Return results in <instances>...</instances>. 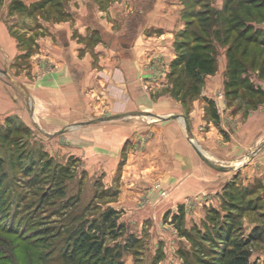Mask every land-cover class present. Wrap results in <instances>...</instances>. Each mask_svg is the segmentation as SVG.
<instances>
[{
	"label": "crops",
	"instance_id": "obj_1",
	"mask_svg": "<svg viewBox=\"0 0 264 264\" xmlns=\"http://www.w3.org/2000/svg\"><path fill=\"white\" fill-rule=\"evenodd\" d=\"M20 22L32 27L27 35L38 47L22 78L15 62L23 50ZM184 22L174 0H0V120L16 115L28 122L16 95L21 91L29 110L41 116L42 130L70 137L77 154L98 170L113 176L122 154L119 180L127 188L121 195L130 200L145 192L156 197L148 187L185 181L216 189L226 182L228 171L199 161L179 123L183 115L204 149L217 141L219 159L235 162L246 180L260 181L264 202V103L225 98L215 121L203 96L223 84L225 66L205 77L201 97L188 109L168 91V75L181 67L174 64L173 44ZM140 111L151 113L149 120ZM101 115L107 119L98 120Z\"/></svg>",
	"mask_w": 264,
	"mask_h": 264
},
{
	"label": "rangeland",
	"instance_id": "obj_2",
	"mask_svg": "<svg viewBox=\"0 0 264 264\" xmlns=\"http://www.w3.org/2000/svg\"><path fill=\"white\" fill-rule=\"evenodd\" d=\"M174 1L180 5L181 15L187 17L176 32L175 43L189 40V44L184 46L186 51L187 47L194 45L192 36L194 31L195 36L197 35L200 39V47L209 45L211 54L215 57L216 69L218 66H225V78L223 77L225 80L227 47L230 42H223L215 35L202 32L203 26L208 24L206 20H203L208 13L205 9L211 7L210 9L220 10V14L214 19L216 23L223 21L225 0ZM190 11L191 14L193 13V18H188ZM225 15L227 17L229 13L225 12ZM257 17L259 18L242 17L240 23L249 25L248 33L264 38V11ZM215 22L214 25H216ZM224 27L225 23L220 22L219 29L223 31ZM16 30L20 33L18 40L23 46L20 57L15 61L19 66L16 73L21 77L30 66L29 56L37 51L38 47L34 44L32 37L28 38L27 31L33 30L30 25L20 22ZM173 46L175 47V44ZM176 51L178 53V50ZM254 55L256 64L252 65ZM263 57L264 43L252 42L246 55L240 60L242 64L240 77L245 78L244 84L236 88L229 86L227 89L223 82L211 96H203L205 100L207 99L205 103L208 102L212 109L210 114L215 121L218 120V112H215L216 105L223 102L225 98L237 99L238 102L243 101L247 104L250 103L248 101L254 100H257L259 104L264 103V76H261ZM214 72L205 73L201 86L197 85L198 90L193 91L192 94L190 91H184L185 88L180 85L181 83L187 85L189 76L181 74L178 77L177 74H170L168 79L171 85L168 91L170 94H176L182 105L186 106L193 98L201 97L205 77ZM26 82L27 80L22 81L24 84ZM249 85L257 91L250 92L246 88ZM16 95L23 104L21 109L25 111L28 122L26 123L16 115L5 116L3 120H0V264H31L35 260H39L38 264H72V262L73 264H105L110 257L119 264H199L196 261L197 255L205 259L212 256L209 251L212 243L200 242L206 254L201 255L196 250L197 245L193 246L194 241L199 238L197 231L211 233L210 209L218 210L220 215L225 213L223 198L227 185L242 198V203L245 205L239 218L240 228L235 232V237H246L256 227L258 228L256 230L262 231L260 238L252 241L249 248L252 261L256 264H264V202L260 192L259 184L261 183L256 180H246L239 172L240 170L235 169V162L229 163L225 159H219L217 141V145L213 148L210 146L209 149H204L192 133L190 135L187 133L196 153L197 149L200 150L213 164L228 171V178L224 185L221 184L222 186L216 189L213 186L206 189L200 187L202 185L199 186L197 182L192 187L190 182L184 181V185L181 186L148 187L146 189L148 191L151 188L157 191L156 197L145 192L146 194L140 196L132 195L133 198L129 200V197L121 195L122 190L127 188L122 186L119 180L123 173L122 154L112 173L113 176L107 170H98L95 168L97 166L95 161H91L89 157L86 158L84 154L82 156L77 154L75 150L77 146L70 143L72 140L70 137L45 133L41 126V116L29 110L27 100H24L21 91H16ZM185 108L188 109L189 106ZM150 115H144L145 119L149 120ZM101 116L105 117V115ZM178 117L180 125L185 127L183 115ZM215 121V125L219 127ZM73 125H67V130ZM249 157L247 155L245 159L248 160ZM198 159L205 164L199 155ZM211 169L223 170L214 167ZM218 179L219 176L213 180V183L215 181L217 183ZM110 181H112L111 185L108 184ZM59 186L63 189L61 194L55 190ZM45 188L54 191L55 195L36 210L34 208L38 205L41 191ZM225 197L229 196L225 195ZM107 205L116 210L117 221L122 224L121 228L113 232L114 235H106V243L112 248V252L105 263L101 260L93 262L91 257L88 258L86 255H79L77 259L72 260L71 244L66 237L69 236L74 225L77 229L79 228V221L87 219L84 217H97ZM78 217H80L79 221L75 220ZM50 223H56L53 224L54 227L62 223L64 229L61 232L64 233L57 237L43 236L41 230L47 225H52ZM10 230L17 235H12L8 232ZM187 234L190 236L188 237ZM26 238L27 240L23 242L22 239ZM117 246L119 249L115 250ZM115 251L116 254H114Z\"/></svg>",
	"mask_w": 264,
	"mask_h": 264
},
{
	"label": "trees",
	"instance_id": "obj_3",
	"mask_svg": "<svg viewBox=\"0 0 264 264\" xmlns=\"http://www.w3.org/2000/svg\"><path fill=\"white\" fill-rule=\"evenodd\" d=\"M208 8L209 9H205L208 13H206L205 19L203 18L208 24L203 26L202 32L215 35V37L221 38L223 42H230L227 47V77L224 80V87L228 89L229 86L233 88L242 86L246 80L244 77H240L242 68L240 60L246 55L252 42L258 41L264 43V38L258 37L253 33H248L250 28L249 25L241 24L240 20L242 17L250 18L251 16L259 18L257 16H259L260 12L263 13L264 11V0H225L223 8L224 19L223 21H217L218 23L215 22L214 18L217 17L221 11L215 8L210 9L211 7ZM225 12L229 13L227 17ZM192 14L190 11L188 18H193L194 16ZM210 17L211 19H209ZM184 18L187 17L184 16ZM214 22L216 25H214ZM220 22L223 24L225 23L223 31L219 29ZM192 36L194 37V45L185 49L186 51L188 50L186 55L184 46L189 44V40L176 41L175 49L178 50V55L174 62V64L177 62L181 63L180 71L175 73L177 76L185 74L190 77L187 85H182L183 83L180 85L185 88L183 89L184 91H190L191 94L193 91L198 90L197 85L200 84L199 86H201L203 75L205 73H212L216 69L215 57L211 54L209 45L205 44L200 47V39L197 35L195 36L194 31ZM251 64H256L255 55ZM261 76H264V59L262 61ZM246 88H248L250 92L252 90L257 91L252 85ZM61 187L62 186H59L55 189L57 192H60V194L63 190ZM53 192L54 191L47 190L46 188L43 189L39 196V203L34 209L38 210L43 204L49 201L50 197L55 195ZM225 195L229 197H225ZM225 195L223 198L225 213L220 215L218 210L210 209L209 216L212 220L211 233L209 231H197L199 233V238L194 241L195 243L193 245L194 247L197 245L196 250H198L201 255L205 256L204 247L200 242L212 243L209 248L212 256L209 259H205L197 255L196 261L199 264H256L255 261L251 259L252 253L249 244L259 239L263 233L260 230H256L258 229L256 227L254 230L250 231L246 237H235V232L240 228L239 218L241 212L245 209V205L242 203V198L235 194L232 187L229 185L225 188ZM79 218L80 217L75 220L79 221ZM84 218L87 219L79 221V228L77 229V226L74 225V228L68 234L69 236L66 237L68 243L71 244L70 256L72 260H75L79 255H86L88 258L91 257L93 262L94 260H101L105 263L109 254L112 252V248L106 243V235H114L113 232H116V230L122 227V224L117 221V212L113 207L107 205L99 212L97 217ZM50 224L52 225H47L42 230L39 229L43 236L48 235L57 237L64 233L61 232L64 229L62 223H58L57 227L53 225L56 223ZM54 229L56 230L54 231ZM8 232L12 233V235H17L14 231L10 230ZM189 236L190 235H188V237ZM26 240L27 238L22 239L23 242ZM117 249H119L118 246L115 250ZM114 254H116V251ZM37 262H39V260L31 262V264H38ZM105 264H119V262H114L112 257H110Z\"/></svg>",
	"mask_w": 264,
	"mask_h": 264
},
{
	"label": "water",
	"instance_id": "obj_4",
	"mask_svg": "<svg viewBox=\"0 0 264 264\" xmlns=\"http://www.w3.org/2000/svg\"><path fill=\"white\" fill-rule=\"evenodd\" d=\"M139 114H141V115H147V114L150 115V113H149L148 111H140ZM170 116H175V115H170ZM176 116H177V115H176ZM156 117H157V118H161V116H158V115H156ZM177 117H178V116H177ZM102 119H107V117L100 118V119H98V120H102ZM182 119H183V122H184V125H185V129H186L188 135H190V129H189L188 121L186 120V118H185L184 116L182 117ZM197 153H198V155L201 157V159H202L206 164H208L209 166L214 167V168H216V169H223L221 166H218V165L213 164V163H212L207 157H205V156L200 152V150L197 149Z\"/></svg>",
	"mask_w": 264,
	"mask_h": 264
}]
</instances>
